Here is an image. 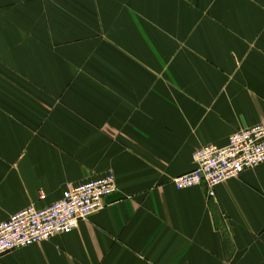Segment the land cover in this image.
<instances>
[{
  "label": "crops",
  "instance_id": "obj_1",
  "mask_svg": "<svg viewBox=\"0 0 264 264\" xmlns=\"http://www.w3.org/2000/svg\"><path fill=\"white\" fill-rule=\"evenodd\" d=\"M256 124L264 0H0V222L68 184L117 185L0 264H264V164L215 198L172 184Z\"/></svg>",
  "mask_w": 264,
  "mask_h": 264
},
{
  "label": "built area",
  "instance_id": "obj_2",
  "mask_svg": "<svg viewBox=\"0 0 264 264\" xmlns=\"http://www.w3.org/2000/svg\"><path fill=\"white\" fill-rule=\"evenodd\" d=\"M195 169L172 180L178 190L203 183L210 198L224 182L264 164V124L239 129L223 147L207 145L193 154ZM117 191L115 177H104L78 185L68 184L62 197L51 205H31L0 222V255L70 234L81 221L103 210L106 199ZM44 200L45 194L41 192Z\"/></svg>",
  "mask_w": 264,
  "mask_h": 264
}]
</instances>
